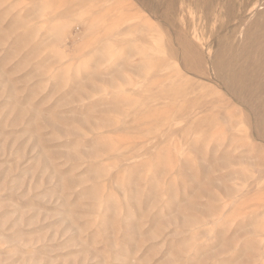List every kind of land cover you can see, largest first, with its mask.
Here are the masks:
<instances>
[{"label": "rangeland", "instance_id": "rangeland-1", "mask_svg": "<svg viewBox=\"0 0 264 264\" xmlns=\"http://www.w3.org/2000/svg\"><path fill=\"white\" fill-rule=\"evenodd\" d=\"M261 8L0 0V264H264V132L216 80Z\"/></svg>", "mask_w": 264, "mask_h": 264}, {"label": "bare ground", "instance_id": "bare-ground-1", "mask_svg": "<svg viewBox=\"0 0 264 264\" xmlns=\"http://www.w3.org/2000/svg\"><path fill=\"white\" fill-rule=\"evenodd\" d=\"M254 15L255 13L252 17ZM245 37L249 48L248 50L243 49L246 66L236 69L233 66L235 59L233 55L227 59L222 55L220 64L217 62L216 80L226 87L235 98L246 101L254 108V111L256 110L260 131L263 133L264 105L261 104H264V21L251 23L245 31ZM186 45L190 49L199 48L198 43L193 41L187 42ZM191 62V65L203 70L202 55H198V59ZM256 100L261 103L256 104Z\"/></svg>", "mask_w": 264, "mask_h": 264}]
</instances>
